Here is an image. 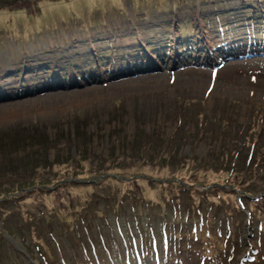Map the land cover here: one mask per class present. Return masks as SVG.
<instances>
[{
    "label": "rangeland",
    "instance_id": "rangeland-1",
    "mask_svg": "<svg viewBox=\"0 0 264 264\" xmlns=\"http://www.w3.org/2000/svg\"><path fill=\"white\" fill-rule=\"evenodd\" d=\"M83 1L0 0V143L16 133L47 138L28 151L15 148L9 158L18 161L14 172L20 174L0 182V190L27 181L34 188L24 209L39 200L57 208L69 198L79 208L95 189L89 184L108 170L165 179L186 165L195 182L215 181L218 169L231 167L252 196L263 192L264 117H253L254 104L264 105V32L257 27L259 21L264 26V0H162L164 8L156 7L161 0H93L89 8L101 10L91 13ZM38 6L46 12L24 18ZM101 12L105 21L98 23ZM218 13L227 24L210 26ZM59 17L66 20L63 32L50 30L48 21L59 24ZM90 19L88 31L76 27ZM220 28L239 37L225 46ZM189 37L194 45L183 47ZM88 44L96 57L90 62L98 63L90 68L78 56ZM165 46V54H156ZM140 51L142 62L135 57ZM39 57L46 63L38 65ZM250 129L255 140L246 143ZM62 182L68 183L63 197L49 191ZM221 214L210 222L208 237L194 223H162L150 213L138 221L109 217L91 234L57 229L51 260L16 235L9 264H264V221L247 214L229 226ZM166 225L175 235L163 231Z\"/></svg>",
    "mask_w": 264,
    "mask_h": 264
},
{
    "label": "trees",
    "instance_id": "trees-1",
    "mask_svg": "<svg viewBox=\"0 0 264 264\" xmlns=\"http://www.w3.org/2000/svg\"><path fill=\"white\" fill-rule=\"evenodd\" d=\"M144 1L146 2V0ZM83 2L87 5V13L94 11L100 12L101 9L99 7L89 8V3L94 2L93 0ZM163 2L166 1L161 0L156 3V7L160 6L161 8H164L162 7ZM77 5L78 4H74V7ZM92 5H94V3ZM132 5L134 6V4ZM174 5L175 3L172 2V6ZM35 10V13L42 14L46 12L47 8L40 9L38 6L32 10L31 13L26 10L24 18H31V15ZM244 11H246V9ZM101 13L103 14V18L98 20V23H103L105 21V13ZM123 15L126 16V13ZM85 16L89 17L88 14ZM37 18L38 17H34V29L40 31L38 20H36ZM58 19L60 22L59 24L61 25L56 23V20L54 19L48 21L49 29L52 30L55 28L56 30H60L61 28V31L63 32V27L66 26V20L63 17H59ZM13 20V18L9 19L12 25L16 21ZM92 22L94 21L90 19L87 23L81 25H79V23L76 27L81 28L83 32L88 31ZM217 22L221 23V25H225L226 23L219 13L212 19V25H209H216ZM247 23L248 21L246 24ZM257 27L259 34L264 32V26L262 28L260 21L257 23ZM190 28L191 27H188V31ZM246 29L249 31V26H246ZM220 33L221 34L217 37L224 40L223 44L225 46H230L228 45L229 42H233V40L239 37V35H233L229 31H223L222 28H220ZM185 40L186 41H181L183 43L182 45H184L183 47L194 45L193 38L189 37ZM124 42L125 41H123V43ZM88 45L90 48H87L86 46L81 47L82 51L78 52V56L88 61L90 63V66L88 67L90 68L96 66L98 63L95 61L90 62L91 59L96 57L93 54L92 56L89 55V51H92L94 48L93 44ZM73 46L75 47L76 45ZM53 47L57 48L55 46ZM130 47L135 51H138V49L141 50L139 45H131ZM130 47L127 49L130 50ZM165 48L166 46L164 49L158 48L156 54L159 53V51H161L160 54H165L167 51ZM58 49V53L65 51L61 50V47H58ZM106 49V53H108V48ZM178 49H181V46H179ZM56 50L57 49H53V52ZM96 53L98 55L97 58H100V55L103 52L96 48ZM107 55L108 54H105L103 59H108ZM52 57H54V55L49 56V58ZM135 57L142 62L144 53L140 51ZM145 58L148 59L147 57ZM42 61H45V59L39 57L38 65L46 63ZM49 61L52 62V60ZM52 63L57 64L60 62L56 61ZM106 64H108V62H106ZM78 67L79 66H76V68ZM50 69L51 67H48L47 70ZM30 71L31 67H27L26 73ZM77 72L83 77L82 70ZM46 73L48 74L50 72L48 71ZM56 73L57 72H53L52 75L58 76ZM95 76L96 73L93 74V78H96ZM52 79L58 80L57 77H52ZM254 106V120L255 118L262 120L264 117V105L254 104ZM252 132L253 130L251 131L250 129L246 134V143H251L255 140L252 137ZM18 135H20L21 139L24 141L16 140ZM46 140L47 138L45 137L40 138L39 133L27 132L26 134H14L9 143H0V159L3 163V167L0 170L1 185L6 182H15L13 179H6L12 176H19L18 174H20L14 172L17 169L15 165L18 161H13V159L9 158L10 155L15 152V148L18 147L24 149V151H28L33 142L34 144L43 145ZM253 162H255V160ZM186 168V165L177 167L176 175L165 179L153 177L144 179L141 178L137 172H133L127 168L125 169L126 171L119 170V168L116 170H108L107 173H103L98 179H95L93 183L89 184L90 186L93 185L95 189L91 193L90 198L79 208L78 201L76 202L74 198H69L68 200L64 199L61 202L62 204L58 205L57 208L56 206L54 208L50 207L47 203L39 200L38 203L32 205L30 209H24V201L29 198L30 193L32 192L31 190L34 188L33 185L30 188H27V181H24L25 183L23 185L14 187L13 189L2 188L0 190V264L12 263L13 256H16V251L14 250L16 235L21 238L24 237V240L32 244L33 249L37 251V254L41 258L43 257L51 260L54 257L52 253L55 252L52 234L55 233L57 229L65 232L69 230L73 231V227H78L79 230H81L79 232L84 233L85 231V233L91 234L93 229L95 230L96 227L103 225L109 217L119 218L122 214H126L130 219L136 221H138V217L141 215L144 216L150 213L153 217L161 218L162 223L166 221H168V224H170V222L177 224L181 221L185 223H194L196 225L195 229L200 232L204 231L206 237L211 236L208 227L210 226V222L213 221V218L215 219V214L219 212L222 213L221 218L225 220V223L229 226L235 218H237L238 222L241 224V221L246 219L245 217L247 214L256 217L258 220L260 217L261 221H264V191L259 192L256 196H252L250 191L243 186L245 183L244 179L241 176H238L233 168L228 167L227 169H218L216 171V176L219 178L207 184L191 180L190 175H193L195 171H188ZM243 169L245 172L247 170L249 172L251 169V163L245 165ZM187 172H190L189 176L187 175ZM142 181H145V184H142ZM145 187L157 190V192L148 194ZM67 188V182L53 184L50 187L48 186L49 191L51 190L52 193L59 197H63L68 193ZM241 200H245L247 203L246 208L241 206ZM99 203L104 207V211L99 207ZM167 227H169V225H166V229H164L165 232L175 235L173 231ZM213 234L216 235L214 232ZM8 237H11L12 241L8 240Z\"/></svg>",
    "mask_w": 264,
    "mask_h": 264
},
{
    "label": "bare ground",
    "instance_id": "bare-ground-1",
    "mask_svg": "<svg viewBox=\"0 0 264 264\" xmlns=\"http://www.w3.org/2000/svg\"><path fill=\"white\" fill-rule=\"evenodd\" d=\"M5 117H6V116H5ZM1 118H2V117H1ZM1 118H0V119H1ZM2 119H3V118H2Z\"/></svg>",
    "mask_w": 264,
    "mask_h": 264
}]
</instances>
